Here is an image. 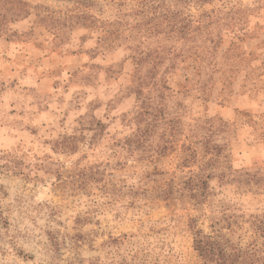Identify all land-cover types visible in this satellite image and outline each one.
I'll list each match as a JSON object with an SVG mask.
<instances>
[{"label":"rangeland","instance_id":"374dc122","mask_svg":"<svg viewBox=\"0 0 264 264\" xmlns=\"http://www.w3.org/2000/svg\"><path fill=\"white\" fill-rule=\"evenodd\" d=\"M25 1L0 36V264H203L195 233L230 224L247 245L264 0Z\"/></svg>","mask_w":264,"mask_h":264},{"label":"trees","instance_id":"16d2710c","mask_svg":"<svg viewBox=\"0 0 264 264\" xmlns=\"http://www.w3.org/2000/svg\"><path fill=\"white\" fill-rule=\"evenodd\" d=\"M31 10V4L25 0H0V36H8V40L15 37L16 34L8 35L11 31L9 25L28 18L31 15ZM208 151L216 158L215 161L211 160L208 164H216L221 157L222 148L213 146ZM193 156L195 158L196 154ZM189 158L190 156L186 157V166L189 164ZM208 164L198 174L190 172L187 181L184 182L183 190L195 200L207 195L209 183L214 178L212 173L215 168L207 169ZM221 177L225 178L226 175L223 174ZM248 223L252 235L251 241L245 246L241 242L242 239L239 238V241H235L236 232L231 224L228 229L233 235L232 237L221 230H217L214 235L205 234L202 230L197 231L194 245L203 264H264V218L253 217Z\"/></svg>","mask_w":264,"mask_h":264}]
</instances>
